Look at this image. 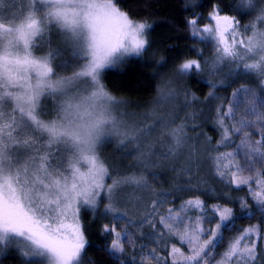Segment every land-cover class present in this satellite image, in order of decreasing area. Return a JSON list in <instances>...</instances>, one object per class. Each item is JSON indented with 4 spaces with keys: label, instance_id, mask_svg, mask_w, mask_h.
<instances>
[{
    "label": "snow or ice",
    "instance_id": "6c2138e0",
    "mask_svg": "<svg viewBox=\"0 0 264 264\" xmlns=\"http://www.w3.org/2000/svg\"><path fill=\"white\" fill-rule=\"evenodd\" d=\"M223 4L182 0L170 63L137 0H0V258L264 264V0Z\"/></svg>",
    "mask_w": 264,
    "mask_h": 264
},
{
    "label": "trees",
    "instance_id": "16d2710c",
    "mask_svg": "<svg viewBox=\"0 0 264 264\" xmlns=\"http://www.w3.org/2000/svg\"><path fill=\"white\" fill-rule=\"evenodd\" d=\"M141 5L150 6L148 11H142L140 14L149 20V22L156 21L154 25V31L151 33V39L154 41L152 45L153 51H158L160 55L169 59V62H173L178 58L181 53L188 54L186 45L192 43L191 40L174 39L175 36L180 35L172 27L168 26V22H174L178 27L183 28L181 23V7L182 0H137ZM198 3H203L205 5L202 9H197L200 12H207L210 3H216L218 0H197ZM240 0H224L225 10L228 11L229 4H239ZM229 14H235L229 12ZM189 13H183V16H188ZM244 22H247L246 19ZM179 45L178 48L176 46ZM169 47L176 48V51H169ZM192 55H195L192 53ZM151 72L150 68L144 67L142 65L133 64L131 67L129 65H124L119 69H110L107 73L106 83L109 84L112 91L117 96L127 97L130 100L138 101L140 103H145L152 98L154 95V87L150 89L144 84H141L139 73L149 74ZM136 73V75H133ZM190 86L193 91L196 92L198 96L203 98L207 94L208 88L202 83L198 82L196 79L190 81ZM230 91V90H229ZM227 94V93H222ZM210 135H215L211 127L207 128ZM113 148L109 145L105 150V155L112 153ZM171 174H168L170 176ZM161 181H165V187H168L167 178L161 175ZM241 195L243 193H240ZM91 217H85V223L90 220ZM95 231V230H94ZM95 239V243H101L100 239ZM88 258L85 260V264H90V261L95 262V264H109L107 258H102L98 255L96 248L88 249ZM0 264H19V257L15 254H9L6 257L0 258Z\"/></svg>",
    "mask_w": 264,
    "mask_h": 264
},
{
    "label": "rangeland",
    "instance_id": "374dc122",
    "mask_svg": "<svg viewBox=\"0 0 264 264\" xmlns=\"http://www.w3.org/2000/svg\"><path fill=\"white\" fill-rule=\"evenodd\" d=\"M160 180H162V179L160 178Z\"/></svg>",
    "mask_w": 264,
    "mask_h": 264
}]
</instances>
